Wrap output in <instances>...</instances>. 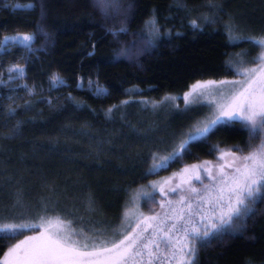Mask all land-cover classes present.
Listing matches in <instances>:
<instances>
[{
    "label": "trees",
    "instance_id": "1",
    "mask_svg": "<svg viewBox=\"0 0 264 264\" xmlns=\"http://www.w3.org/2000/svg\"><path fill=\"white\" fill-rule=\"evenodd\" d=\"M95 1L0 0V39L35 37L31 51L0 50V197L10 201L11 192L3 193L12 189L22 200L47 196V205L68 218L83 215V232L116 241L136 189L258 144L260 135L246 122L227 119L166 167L149 171L154 157L183 141L197 114L163 119L153 105L197 82L238 78L241 66L255 65L264 0ZM29 3L31 10L16 9ZM229 26L233 35L252 39L230 40ZM17 66L22 76L10 71ZM208 202L186 210L190 228L204 225L192 264H264V196L233 227L205 238ZM11 236L0 233V263Z\"/></svg>",
    "mask_w": 264,
    "mask_h": 264
},
{
    "label": "rangeland",
    "instance_id": "2",
    "mask_svg": "<svg viewBox=\"0 0 264 264\" xmlns=\"http://www.w3.org/2000/svg\"><path fill=\"white\" fill-rule=\"evenodd\" d=\"M107 7L114 9L115 5L109 3ZM19 35L22 36L23 34ZM260 54V58L255 65L241 66L240 77L215 81L216 84H206L205 87L198 89L197 92L189 96L186 101L185 95L192 91L191 88L181 96H173L163 104L153 105V109L157 110L163 119L169 118L171 115L184 116L190 114V112L197 113L183 133V140L187 138V134L190 131L194 130V125L203 127L205 123L215 119L217 116L223 121L227 120V115L224 113L230 112V110L225 108L222 111L220 106L228 102L227 98L233 89H240L241 85L245 83L244 73L246 71L256 69L259 72L261 68H264V45H262ZM261 78L264 79V74H261ZM223 81L238 83H220ZM204 82L208 81H203L202 83ZM175 106L181 107L178 108L179 111H176ZM255 134L260 135L258 144L247 154H226L223 158L217 160L201 161L195 165H188L181 171L157 178L149 184L143 185L135 190L129 203L130 206L128 205L124 213L122 225L119 227L121 234L118 235L116 242L118 243L119 240L128 237V239H125V244L121 245V249L132 244V241H136L134 247L128 248V252L134 254L137 250H140L142 255L136 256L134 260L129 258L127 264H148V260L150 259L148 252L152 251L153 253H157L156 242L162 239L183 242V230L185 227H187L189 232L193 227L199 228L201 231L204 225L197 224L198 222L192 228L189 227V221L192 219V216L186 210H192L206 199L212 201L207 203L208 210L203 214L204 218L202 216V219L211 223L208 232L213 234L219 231L220 228L227 227L225 226L226 224H220L219 220L220 208L226 206L227 200L225 199L222 205L217 200V197L221 195L222 188L224 189L223 195L225 198L228 196L229 187L234 186L232 178L238 175L235 169L242 167L244 163L242 157L258 150L264 144V130L258 128ZM181 142L182 140L179 139L174 145L172 144L173 146H169V152L162 154L155 163H161L162 158L167 156L171 150L173 151ZM206 169L210 170V174L214 179L209 178V171H206ZM197 176L200 177L199 180L196 179ZM223 180L227 181V186L221 183ZM7 189H11V186H7ZM172 189H175V191H172ZM192 189H195V191ZM8 191L11 192L14 198H10L11 200L9 201L1 199L0 197V227L14 225L16 228L14 229V242L0 264H6V262L11 264L12 257L9 255L10 249L15 248L17 244H21L22 241L27 240L30 236H38L46 230L76 229L79 232L86 228V223L84 222L86 218L83 215L75 213L73 215L74 217H80L77 219L74 218V220L68 218L56 209L57 206L54 207V203L51 206L47 205V196L36 197L37 202L21 199V203L17 205V197L21 195L16 192L14 193L13 189L5 192L2 191L4 192L3 195H8ZM210 192L214 194V198L210 197ZM30 197L32 196L30 195ZM142 202H146L145 205ZM252 204H246L245 206L251 209ZM245 206H241L242 211ZM243 217L244 215L239 219L234 218L235 223L238 220L241 221ZM68 221H71L70 225ZM34 225H39V227H33ZM173 225L176 227L173 228ZM233 225L228 224L229 227H233ZM87 232L91 235L97 234L102 238L105 237L100 231L92 230ZM83 233L86 236H90L89 233ZM4 234L13 236L12 232ZM108 239L113 240L112 237H108ZM149 241H153V243L148 248H144L143 245L148 244ZM179 247L180 245L177 244V248ZM151 259L152 264H162L165 259H167L168 264H177V260L172 258L168 250L163 247L158 251V258Z\"/></svg>",
    "mask_w": 264,
    "mask_h": 264
},
{
    "label": "snow or ice",
    "instance_id": "3",
    "mask_svg": "<svg viewBox=\"0 0 264 264\" xmlns=\"http://www.w3.org/2000/svg\"><path fill=\"white\" fill-rule=\"evenodd\" d=\"M21 7L27 11L31 10L34 5L32 3L23 6L20 4L16 5V9H20ZM148 23L153 27L155 25L154 20ZM193 25L195 26V21H193ZM228 31L230 33L229 38L232 41L252 39L245 36L233 35L230 26ZM34 38L33 34H23L22 36L18 34L11 37L4 36L0 39V50L11 46H23L25 49L31 51V41ZM9 41L12 44H9ZM253 42L264 45V38L253 40ZM10 71L16 72L20 76L24 72L23 68L19 66L10 69ZM261 74H264V68H261L259 72L256 69L246 71L244 73L245 83L241 85L240 89H233L227 98L228 102L220 106L222 111L225 108L230 110V112L224 113L227 115L229 121L246 122L244 126H250V133H255L258 128L264 130V79L261 78ZM9 78L13 79L14 77ZM57 81L58 78L54 77V84ZM220 83L238 82L223 81ZM206 84H216V82H197L192 86V91L185 95V100L187 101L189 96L197 92L198 89L205 87ZM97 92L103 93L104 89L98 88ZM124 103H127V101ZM221 123H224V121L217 116L215 119L205 123L203 127L194 125V130L190 131L187 134V138L179 143L173 151L167 156H164L161 163L156 164L154 157V166L149 171L154 172L156 169L166 167L169 162L181 157L183 152L188 151L190 143L207 137ZM242 159L244 163L242 167L235 169L238 175L232 178L234 186L229 187L228 196L225 198L223 195L224 189L222 188L221 195L217 197V200L222 205L225 199L227 200L226 206H222L219 211V220L222 225H230L235 222V219L247 215L251 209L245 205L255 203L254 198L264 196V144L258 150L244 155ZM206 171H209V178L214 179L210 174V170L206 169ZM196 179L199 180L200 177L197 176ZM221 183L227 186L226 180L221 181ZM192 190L195 191V189ZM172 191H175V189H172ZM16 203L17 205L21 203L19 196L17 197ZM241 206H245L243 211ZM68 223L70 225L71 221H68ZM33 227H39V225H34ZM172 227L175 228L176 226L173 225ZM15 228L16 226L14 225H5L4 227H0V233L12 232L13 236L5 238H13ZM209 235L210 233L208 231L203 232V237L207 238ZM198 238H200L199 228L193 227L191 229V236L188 234V229H185L183 242L162 239L156 242V249L158 251L161 247L167 249L171 257L177 260V264H192V258L196 254ZM125 239H128V237H125ZM125 239H121L117 243L115 240H109L107 237L86 236L83 230L79 232L76 229L46 230L38 236H30L27 240L22 241L21 244H17L15 248L10 249L9 255L12 257L11 264H127L129 258L134 260L136 256H141L142 253L140 250H137L134 254L128 252V248L134 247L136 241H132V244L121 249V245L125 244ZM152 243L153 241H149L143 247L148 248ZM203 243L204 241L201 240L202 245ZM109 244H111V247L108 246ZM177 244L180 245L179 248H177ZM158 251L157 253H153L152 251L148 252V256L150 257L148 264H152L151 258H158ZM162 264H168L167 259Z\"/></svg>",
    "mask_w": 264,
    "mask_h": 264
}]
</instances>
